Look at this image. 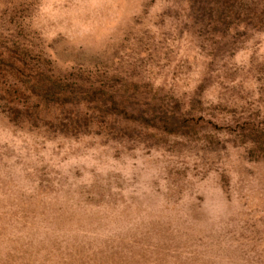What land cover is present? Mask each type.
<instances>
[{
	"label": "rangeland",
	"instance_id": "rangeland-1",
	"mask_svg": "<svg viewBox=\"0 0 264 264\" xmlns=\"http://www.w3.org/2000/svg\"><path fill=\"white\" fill-rule=\"evenodd\" d=\"M0 264H264V0H0Z\"/></svg>",
	"mask_w": 264,
	"mask_h": 264
},
{
	"label": "trees",
	"instance_id": "trees-1",
	"mask_svg": "<svg viewBox=\"0 0 264 264\" xmlns=\"http://www.w3.org/2000/svg\"><path fill=\"white\" fill-rule=\"evenodd\" d=\"M41 87H43V86L41 85V86H40V88H41ZM46 92H49V91H48V90H46ZM94 94H95V93H94ZM99 103H101V102H99ZM102 107H104V104H102Z\"/></svg>",
	"mask_w": 264,
	"mask_h": 264
}]
</instances>
